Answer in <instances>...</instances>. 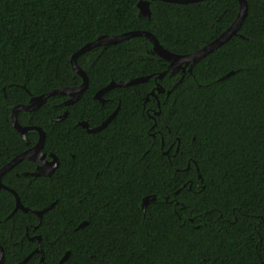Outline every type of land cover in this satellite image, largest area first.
<instances>
[{"label":"trees","instance_id":"trees-1","mask_svg":"<svg viewBox=\"0 0 264 264\" xmlns=\"http://www.w3.org/2000/svg\"><path fill=\"white\" fill-rule=\"evenodd\" d=\"M138 1L0 0V167L38 139L13 127L12 107L78 85L69 59L85 43L148 30L184 54L217 37L239 8L238 0H150L146 18ZM246 3L238 33L190 72L155 79L168 62L147 37L132 36L77 56L88 84L75 102L51 95L17 112L19 124L43 129V151L59 163L36 176L34 161L23 159L2 175L29 209L9 216L15 196L0 189L2 264L27 256L35 235L43 260L34 252L23 264H58L67 250L62 264H264V0ZM145 75L109 89L103 102L93 97L111 80ZM156 83L164 91L145 100ZM116 107L98 131L76 123L99 124ZM148 107L159 111L154 120ZM150 194L154 200L142 208ZM52 202L41 217L32 211Z\"/></svg>","mask_w":264,"mask_h":264},{"label":"water","instance_id":"water-1","mask_svg":"<svg viewBox=\"0 0 264 264\" xmlns=\"http://www.w3.org/2000/svg\"><path fill=\"white\" fill-rule=\"evenodd\" d=\"M162 1L175 2V3H189V2H195V1H200V0H162ZM238 2H239V8H238L237 15L227 28H225L217 37H215L213 40H211L207 44L203 45L202 47H200L194 51L184 53V54L174 53V52H171L168 49L164 48L159 43V41L156 39V37L153 35V33H151L148 30H131V31L120 33V34H113V35L103 34V35H100L97 38H95L94 40L89 41V42L85 43L84 45H82L79 49L74 51L70 56L69 62H70L73 73L75 75H79L81 77V82L78 85L61 86V87L53 88V89H50V90H48L44 93H41L39 95H31L29 98V102L26 104L20 103V104L14 105L11 109V112H10V121H11V124L13 125V127L17 131H19V133L21 134V136L24 139L26 138V133L28 131L34 130L38 133V139L32 146H30V147L26 148L25 150L21 151L20 153L16 154L8 162H6L5 164H3L0 167V189L1 188L7 189L11 193H13L15 196V205H14L13 210L9 214V216L12 213H14L15 211H17L18 209L25 211V212L28 211L29 209L27 207L23 206V204L19 200V197L17 196V194L15 193V191L13 189L5 186L1 182L2 175L5 172H7L9 169H11L13 166H15L17 163L22 161L23 159H28V160L37 162V163H39V165L41 164V166L37 167L38 168L37 171L30 173L31 175H36V176H38V175H44V176L50 175V173L56 168V166L58 164V159L55 156V154H53V153L49 154V156L51 157L50 160L45 159L46 153L43 151L45 132L43 131V129L40 126H36V125H21V124H19L17 119H16V114L18 111H20V110H25V111L34 110L35 108L42 105L49 96L57 95V94H63V95L69 96V98H67L63 102L64 105H69V104L75 102L78 99V97L81 95V93L84 91V89L87 87V84H88V78H87L85 71L77 64V61H76L77 56L80 55L81 53L89 50V49L99 47V46H105V45H108L111 43H116L118 41H122V40L127 39V38L132 37V36L138 35V36L147 37L152 43V52L157 54L158 56H160L161 58H163L164 60H166L168 62L166 69L159 72L155 76V79L156 78H162V76L164 74H166L168 71H170L171 74H174V73L178 72L179 70H181V71L187 70L190 72L193 65L197 61H199L202 57L206 56L207 54H209L210 52H212L213 50H215L216 48L221 46L231 36L236 35L238 33V29L241 26V23H242L245 15H246V12H247L246 0H238ZM149 3H150V0H139L137 2V8H138V15L139 16L143 15L146 18L150 17ZM230 73L231 72L225 74L221 78L226 77ZM150 77H151V75H145V76L134 77V78H131V79L126 80V81L111 80L104 87L98 89L95 92L93 97L95 99H98L100 102H103L104 100L102 98V95L106 91H108L109 89H111L115 86H128V85H132V84H136V83H141V82L148 80ZM182 78H183V75H181L179 77V79L173 84V87H175L176 84H178L182 80ZM155 91L162 92L164 90L161 89L158 84H156L155 88H153L146 95L145 100H148L150 95L152 97L156 98ZM169 92H170V90L166 91L167 94ZM116 112H117V108L112 113H110L99 125H97L95 127H89L85 120L80 121L79 124L86 131L95 132V131L100 130L104 126H106L107 123L111 120V118L116 114ZM156 113H158V112H156ZM66 114H67V112L64 111L61 115L54 117V120L59 121V120L63 119L66 116ZM164 153L168 154V149L165 150ZM24 174H27V173H24ZM198 176H199V174H198ZM154 198H155V196L153 194L144 196L142 199V203H141L142 208H144L149 201L154 200ZM53 204H54V202L50 203L49 205L43 207L40 210H32V211L34 213H36L39 217H41V215L45 211H47L50 207H52ZM84 224H86V221H82L81 223H79L78 227H81ZM35 237L37 239L36 247L27 256H25L21 261H19L17 264L25 263L28 260V258L34 252L40 253V261L43 260V251L40 248V236L37 235ZM33 238L34 237H30V239H33ZM69 253H70V251L67 250L64 253V255L60 258V260L58 261V264H62V262L68 257ZM3 259H4V252H3V248L0 245V264H2Z\"/></svg>","mask_w":264,"mask_h":264},{"label":"flooded vegetation","instance_id":"flooded-vegetation-1","mask_svg":"<svg viewBox=\"0 0 264 264\" xmlns=\"http://www.w3.org/2000/svg\"><path fill=\"white\" fill-rule=\"evenodd\" d=\"M179 71L182 72V73H184L186 70H185V71H181V70H179ZM156 84H158V83H156ZM158 85H159V84H158ZM159 87H160V85H159ZM153 88H155V86L152 87L151 90H152ZM160 88H161V87H160ZM161 89H163V88H161ZM151 90H150V91H151ZM150 91H149V92H150ZM156 92H158V91H156ZM162 92H163V91H162ZM160 93H161V92H160ZM153 98H154V97H153ZM156 98H157V97H156ZM156 98H155V99H156ZM103 100H104V99H103ZM156 102H157V106H158V101H156ZM143 105H145V102H143ZM116 108L118 109V107H116ZM116 108H115V109H116ZM115 109H114V110H115ZM114 110H113V111H114ZM113 111H112V112H113ZM112 112H111V113H112ZM144 112H146L147 116H148L149 118H152L153 120H154V118H153V114H154V113H155V114H159V111H154L151 107L145 108V109H144ZM156 112H158V113H156ZM109 114H110V113H109ZM80 121H81V120H78V121L76 122L79 126H81V125L79 124ZM82 121H83V120H82ZM102 121H103V120H102ZM102 121H101V122H102ZM86 122H87V121H86ZM101 122H100V123H101ZM100 123H99V124H100ZM87 124H88L89 127H95V126L99 125V124H96V125H90L88 122H87ZM154 124H155V121H154V123H152V124L150 125L149 128H152V127L154 126ZM81 127H82V126H81ZM82 129H84V128L82 127ZM84 130H85V129H84ZM85 131H86V130H85ZM87 132H89V131H87ZM152 134H153V133H152ZM50 153H51V152L46 153V156H45V159H46V160H50V159H51V157L49 156ZM56 157H57V156H56ZM57 159H58V158H57ZM58 163H59V162H58ZM38 166H41V164L39 165V163L34 162V167H33L34 169H33L32 171H29V172L31 173V172H35V171H37V169H38L37 167H38ZM57 166H58V164H57ZM57 166H56V168H57ZM56 168H55V169H56ZM55 169H54L52 172H54ZM52 172H51V173H52ZM51 173H50V174H51ZM97 173H98V172H97ZM1 189H4V188H1ZM35 236H37V235H35ZM35 236H31V237L36 238ZM36 240H37V239H36ZM36 244H37V243H36ZM35 247H36V246H35Z\"/></svg>","mask_w":264,"mask_h":264}]
</instances>
